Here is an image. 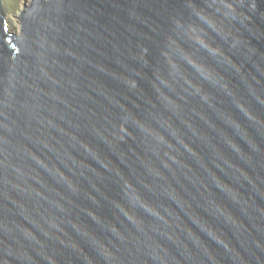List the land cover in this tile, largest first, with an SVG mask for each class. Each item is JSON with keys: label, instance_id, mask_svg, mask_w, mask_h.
Here are the masks:
<instances>
[{"label": "water", "instance_id": "water-1", "mask_svg": "<svg viewBox=\"0 0 264 264\" xmlns=\"http://www.w3.org/2000/svg\"><path fill=\"white\" fill-rule=\"evenodd\" d=\"M0 0V264H264V0Z\"/></svg>", "mask_w": 264, "mask_h": 264}, {"label": "rangeland", "instance_id": "rangeland-1", "mask_svg": "<svg viewBox=\"0 0 264 264\" xmlns=\"http://www.w3.org/2000/svg\"><path fill=\"white\" fill-rule=\"evenodd\" d=\"M6 7V17L8 19L9 27L12 30H19L18 20L16 15L19 12V9L22 8V3L24 0H3Z\"/></svg>", "mask_w": 264, "mask_h": 264}]
</instances>
